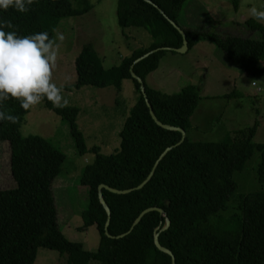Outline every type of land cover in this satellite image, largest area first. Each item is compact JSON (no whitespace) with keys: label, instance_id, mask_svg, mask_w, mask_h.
Segmentation results:
<instances>
[{"label":"trees","instance_id":"16d2710c","mask_svg":"<svg viewBox=\"0 0 264 264\" xmlns=\"http://www.w3.org/2000/svg\"><path fill=\"white\" fill-rule=\"evenodd\" d=\"M117 0V18L123 31L140 26L152 36V43L124 57L119 65L106 68L93 45H83L75 60L76 81L66 89L85 85L115 86L119 91L125 79H132L137 100L120 132L117 151L105 155L95 146L88 149L77 124L79 108L69 105L54 107L46 98V106L65 120L75 139L77 151L95 153L92 163L82 171L80 182L88 186V206L83 211L84 225H95L100 243L95 251L64 235L59 221L53 182L61 173L66 155L53 143L39 135L24 136L21 125L25 112L18 100L5 101L6 111L19 117L16 124L0 122V141L10 147V171L15 185L0 189V264H34L41 247L67 254L69 264H172L171 255L159 250L154 237L169 249L175 264H264V191L240 194V214H234L227 225L213 226L211 219L226 209L238 184L235 171L245 168L257 150L260 161L257 175L264 182V143L253 138L258 123L247 131H237L233 138L220 141H193L187 136L191 116L199 103L194 85L178 92L165 93L146 84L145 78L159 65L167 51L179 48L181 33L171 24L175 21L185 32L189 48L199 37L211 39L244 72L264 76V24L249 18L245 25L260 31L262 38L226 34L213 30L185 28L178 22L183 0ZM74 2L78 6L74 5ZM238 5V0H235ZM88 0H36L27 13L13 8L0 9V17L11 20L18 35L46 31L54 36L60 19L88 12ZM147 57L136 59L151 52ZM143 79L147 97L157 118L168 125L183 128L185 140L174 146L160 160L151 180L142 188L126 194L107 189L102 195L111 210L108 231L113 236L127 233L139 214L150 211L134 229L123 237H109L105 231L108 214L100 202L98 187L106 184L124 190L138 186L152 171L160 155L177 144L182 133L160 127L153 120L142 94L140 83L132 77L131 67ZM170 219L168 229L166 218Z\"/></svg>","mask_w":264,"mask_h":264},{"label":"rangeland","instance_id":"374dc122","mask_svg":"<svg viewBox=\"0 0 264 264\" xmlns=\"http://www.w3.org/2000/svg\"><path fill=\"white\" fill-rule=\"evenodd\" d=\"M92 8L83 14L59 20L56 30L66 36L61 44L54 81L73 86L76 81L75 59L85 44H92L106 68L119 65L135 49L149 46L153 38L143 27H129L123 31L117 18V0H88ZM75 6H78L74 2ZM256 6L264 10V0H183L178 14L180 23L198 30H215L262 38L260 31H251L245 20L251 18L248 9ZM242 24H238V23ZM264 24V22H261ZM245 29V33L243 32ZM55 35V33H54ZM148 86L165 93H174L187 85H194L199 103L191 116L192 128L187 132L193 141H220L233 138L237 131H247L258 123L253 138L264 143V76H254L241 70L211 39L199 37L186 52L167 50L158 67L145 78ZM69 105L77 106V124L83 133L86 146H97L105 155L120 147V132L137 100L132 79H125L119 91L115 86L85 85L63 90ZM24 136L39 135L50 140L63 151L66 160L61 173L53 182L61 229L67 239L83 243L95 251L100 233L95 225L85 226L83 211L88 206V186L80 182L84 167L92 163L95 153L80 154L69 124L44 100L25 115L21 125ZM260 161L255 151L241 171H235L238 187L227 208L213 216V226L227 225L234 214H240V194L264 191L256 172ZM15 185L10 171V147L0 141V189ZM65 206V207H64ZM66 208V213H65ZM34 264H69L67 254L41 247ZM89 264H101L91 260Z\"/></svg>","mask_w":264,"mask_h":264},{"label":"clouds","instance_id":"9594fccd","mask_svg":"<svg viewBox=\"0 0 264 264\" xmlns=\"http://www.w3.org/2000/svg\"><path fill=\"white\" fill-rule=\"evenodd\" d=\"M36 0H0V9L10 8L27 13ZM249 16L257 22H264V10L252 6ZM11 20L0 17V122L16 124L17 115L6 111L5 101L18 100L27 112L46 98L54 107L65 108L69 101L64 95L66 84L54 81L61 44L66 40L64 33L53 29L54 36L42 31L30 35H18Z\"/></svg>","mask_w":264,"mask_h":264},{"label":"water","instance_id":"95a60500","mask_svg":"<svg viewBox=\"0 0 264 264\" xmlns=\"http://www.w3.org/2000/svg\"><path fill=\"white\" fill-rule=\"evenodd\" d=\"M146 1L152 3L155 7H157V8L160 10V12L163 13V11H162V10H161V9L155 4V3H153L151 0H146ZM170 22H171V24H172V25H173V26H174V27H175V28L181 33V35H182V37H183V44H182V46L179 47V48H174V47H163L162 49H165V50H172V51H176V52L184 53V52H186V51L189 49V44H188V40H187V38H186V34H185L184 30H183V29H182V28H181V27H180L175 21L170 20ZM154 51H156V50H152L151 52H148V53L144 54L143 56H141V57H139L138 59H136V60L134 61V63L139 62L141 59L147 57L150 53H152V52H154ZM130 71H131V75H132V77L135 78V79L140 83V88H141L142 94H143L144 97H145V101H146V103H147V105H148V107H149L150 114H151L153 120L157 123V125H159V126L162 127V128H165V129H168V130H176V131H180V132L182 133V138H181V140H180L177 144L168 147V148H167V149H166V150L160 155L159 159L156 161V163H155V165H154L152 171L150 172V174H149V175L147 176V178H146L142 183H140L138 186H136V187H134V188H130V189L119 190V189L112 188V187H110V186H108V185H106V184H100V185H99V187H98V191H99V199H100V202L102 203V205L104 206V208H105V210H106V212H107V214H108V219H107V222H106V225H105V231H106V234H107V236H109V237H117V238L123 237V236H125L126 234L130 233V232L134 229V227H135V226H136V225L142 220V218L144 217V215H145L146 213H148V212H150V211H159L160 213H164V210H163L162 208H159V207H149V208H146V209L143 210V211L139 214V216L135 219V221L133 222L132 226L130 227V229H129V231H128L127 233H124V234H121V235H118V236H113V235H111V234L109 233V231H108V226H109V223H110V217H111V210H110L108 204L106 203V201H105V199H104V197H103V195H102V190L105 188V189H107V190H109V191H111V192H113V193H117V194H126V193H129V192L133 191V190L142 189V188H143V187H144V186H145V185L151 180V178L153 177V175H154V173H155V170H156V168H157V166H158L160 160H161V159L167 154V152L170 151L174 146L181 144V143L185 140V137H186V131H185L183 128H180V127H176V126H171V125L165 124V123L161 122V121L157 118V116H156V114H155V112H154L152 106H151L150 103H149V100H148V97H147L146 88H145V85H144V81H143V79H142L141 77H139V76L134 72L133 66L131 67V70H130ZM170 223H171V222H170V219L167 217V218H166V225L163 226V227L161 228V231H162V230H165V229H168L169 226H170ZM154 242H155L156 247H157L159 250H161V251H163V252H165V253L171 255V257H172V264H175V257H174V255H173V253H172L169 249H167V248H165L164 246L161 245V243H160V241H159V232H157V233L155 234Z\"/></svg>","mask_w":264,"mask_h":264},{"label":"crops","instance_id":"0c3cea01","mask_svg":"<svg viewBox=\"0 0 264 264\" xmlns=\"http://www.w3.org/2000/svg\"><path fill=\"white\" fill-rule=\"evenodd\" d=\"M178 22H179V24L181 25V26H183V27H185V28H188V29H190V28H192V27H189V25H185V24H182V23H180V21L178 20ZM238 23V22H237ZM238 24H242V23H238ZM242 25H244V24H242ZM243 32L245 33V29L243 28ZM241 36H243V35H241ZM82 49V48H81ZM81 51V50H80ZM172 51V50H171ZM80 53V52H79ZM78 53V54H79ZM78 56V55H77ZM76 60V59H75ZM193 126H192V122H191V127L190 128H192ZM65 207V206H64ZM59 212V221H60V217H61V213H60V210L58 211ZM65 213H66V208H65ZM60 225H61V222H60Z\"/></svg>","mask_w":264,"mask_h":264}]
</instances>
